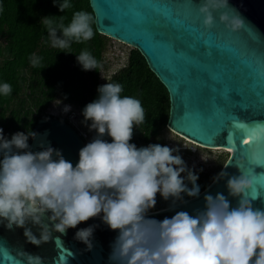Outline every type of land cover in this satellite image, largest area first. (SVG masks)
I'll return each mask as SVG.
<instances>
[{
	"label": "clouds",
	"instance_id": "1",
	"mask_svg": "<svg viewBox=\"0 0 264 264\" xmlns=\"http://www.w3.org/2000/svg\"><path fill=\"white\" fill-rule=\"evenodd\" d=\"M53 3L62 13L74 6L72 0ZM199 12L208 29L216 22L215 12L232 32L246 25L229 0H201ZM55 17L41 18L52 48L72 53L73 43L94 38L90 12L75 11L68 25L63 16L58 21ZM41 61L35 54L30 57L34 68ZM77 62L84 71L101 67L87 49L77 55ZM97 91L98 97L82 111L83 123L95 136L80 149L75 166L43 142L42 150L33 151L29 139L36 140V132H16L8 139L0 127V226L23 229L27 242L39 247L54 233L66 235L81 222L99 218L117 232L109 264H264V209L253 205L260 192L255 177L244 172L245 161L235 162L239 175L221 171L213 178V183L226 180L227 196L205 194L204 207L195 214L178 211L163 220L151 218L158 195L172 208L187 203L185 197L199 198V174L188 167L179 148L131 143L146 112L140 99L122 94V84L108 82ZM12 92L9 83H0V96ZM63 110L70 111V106ZM229 197L236 199L235 206ZM98 226L80 228L75 239L92 250ZM5 250L15 264H46L40 255Z\"/></svg>",
	"mask_w": 264,
	"mask_h": 264
},
{
	"label": "water",
	"instance_id": "2",
	"mask_svg": "<svg viewBox=\"0 0 264 264\" xmlns=\"http://www.w3.org/2000/svg\"><path fill=\"white\" fill-rule=\"evenodd\" d=\"M88 1L96 31L138 49L167 89L168 130L199 146L224 149L227 157L215 176L221 171L239 175L235 162L244 160V172L255 177L260 192L253 205L264 209V0H229L246 20L237 32L220 23V12L214 13V26L206 28L199 12L201 0ZM30 131L38 134L36 140L29 139L33 151L42 150L43 142L60 150L73 166L78 163L84 143L69 121L56 115L41 117ZM217 192L227 196L226 180H212L199 198L187 197V203L175 208L153 209L150 217L163 220L178 211L195 214L204 207V195ZM229 199L235 206L236 199ZM90 225H99L92 250L75 239L76 231ZM23 232L0 226V264H15L5 248L40 255L46 264H109L117 235L99 218L81 222L66 235L54 233L39 247L28 243ZM33 232L39 236L36 228Z\"/></svg>",
	"mask_w": 264,
	"mask_h": 264
},
{
	"label": "trees",
	"instance_id": "3",
	"mask_svg": "<svg viewBox=\"0 0 264 264\" xmlns=\"http://www.w3.org/2000/svg\"><path fill=\"white\" fill-rule=\"evenodd\" d=\"M72 3L73 8L62 13L54 6L53 0H0L4 9L0 13V83L7 82L13 88L10 96H0V127L5 136L10 139L12 134L21 131L27 134L38 118L51 116L45 109L57 95L75 106L78 126L90 131L83 123L84 107L98 97L99 86L118 82L124 87L122 94L140 99L146 112V121L134 129L131 143L142 147L162 140L164 132L169 131L166 126L168 92L138 49L131 47L122 66L102 80L104 51L111 38L98 33L94 24V38L82 44L73 43L72 53L51 47L42 17L56 16L58 21L63 16L65 25H68L75 11H87L93 15L88 0H72ZM84 49L92 53L101 67L92 71L82 69L77 55ZM33 54L42 57L41 67L32 66L30 57ZM197 173L201 190L216 175L209 176L203 171ZM158 198L155 209L171 204Z\"/></svg>",
	"mask_w": 264,
	"mask_h": 264
},
{
	"label": "rangeland",
	"instance_id": "4",
	"mask_svg": "<svg viewBox=\"0 0 264 264\" xmlns=\"http://www.w3.org/2000/svg\"><path fill=\"white\" fill-rule=\"evenodd\" d=\"M130 49L131 46L125 43L112 38L108 40L107 48L104 51L100 74L102 80H106L112 72L122 66ZM65 106H70V111L65 113L63 110ZM45 111L52 115L64 116L66 118L70 114H73V116H75L71 119V121H77L76 116H78V114L75 106L72 103L65 102L60 95H57L55 99L49 103ZM79 128L82 129L81 127ZM169 131L164 132L161 138L162 140L158 139L157 143L169 147L179 148V154L186 161L188 167L193 169L195 172L203 171L209 176H213L217 173L222 161L227 156L224 149L205 148L197 145V143L191 141L190 139ZM159 199L160 198H158V200Z\"/></svg>",
	"mask_w": 264,
	"mask_h": 264
},
{
	"label": "built area",
	"instance_id": "5",
	"mask_svg": "<svg viewBox=\"0 0 264 264\" xmlns=\"http://www.w3.org/2000/svg\"><path fill=\"white\" fill-rule=\"evenodd\" d=\"M75 116V115H74ZM73 114H70L69 116H67V119L68 121L78 130L80 136L82 137L83 139V143H84V146L89 143L93 137L95 136V133L94 132H90V131H87L85 129H80L77 124V121L73 122L71 121L72 118H74ZM76 119H77V116H76Z\"/></svg>",
	"mask_w": 264,
	"mask_h": 264
},
{
	"label": "flooded vegetation",
	"instance_id": "6",
	"mask_svg": "<svg viewBox=\"0 0 264 264\" xmlns=\"http://www.w3.org/2000/svg\"><path fill=\"white\" fill-rule=\"evenodd\" d=\"M58 117L62 118L65 121H68V120L65 119L66 117H64V116H58Z\"/></svg>",
	"mask_w": 264,
	"mask_h": 264
},
{
	"label": "bare ground",
	"instance_id": "7",
	"mask_svg": "<svg viewBox=\"0 0 264 264\" xmlns=\"http://www.w3.org/2000/svg\"><path fill=\"white\" fill-rule=\"evenodd\" d=\"M228 150V149H227Z\"/></svg>",
	"mask_w": 264,
	"mask_h": 264
}]
</instances>
